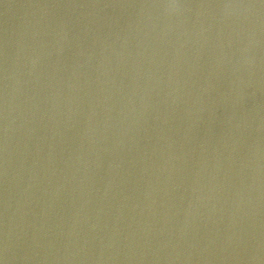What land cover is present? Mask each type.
Returning <instances> with one entry per match:
<instances>
[{
	"label": "water",
	"instance_id": "obj_1",
	"mask_svg": "<svg viewBox=\"0 0 264 264\" xmlns=\"http://www.w3.org/2000/svg\"><path fill=\"white\" fill-rule=\"evenodd\" d=\"M2 264H264V0H0Z\"/></svg>",
	"mask_w": 264,
	"mask_h": 264
},
{
	"label": "snow or ice",
	"instance_id": "obj_2",
	"mask_svg": "<svg viewBox=\"0 0 264 264\" xmlns=\"http://www.w3.org/2000/svg\"><path fill=\"white\" fill-rule=\"evenodd\" d=\"M0 264H2V261H0Z\"/></svg>",
	"mask_w": 264,
	"mask_h": 264
}]
</instances>
